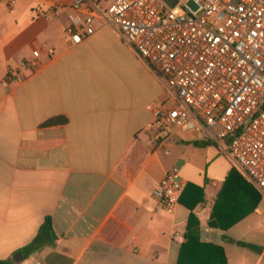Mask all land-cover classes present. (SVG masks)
Here are the masks:
<instances>
[{
	"label": "crops",
	"instance_id": "crops-1",
	"mask_svg": "<svg viewBox=\"0 0 264 264\" xmlns=\"http://www.w3.org/2000/svg\"><path fill=\"white\" fill-rule=\"evenodd\" d=\"M8 1L0 0V259L50 216L54 240L15 264H176L183 242L173 234L184 236L190 210L167 214L152 195L174 168L170 140L159 144L151 128L164 85L99 17L95 33L69 47L77 0ZM112 1L85 0L100 12ZM174 137L172 146L192 141ZM232 166L201 184L181 178L202 189L192 212L206 216L203 239L222 245L228 264H264V243L228 235L264 236V196Z\"/></svg>",
	"mask_w": 264,
	"mask_h": 264
},
{
	"label": "built area",
	"instance_id": "built-area-1",
	"mask_svg": "<svg viewBox=\"0 0 264 264\" xmlns=\"http://www.w3.org/2000/svg\"><path fill=\"white\" fill-rule=\"evenodd\" d=\"M74 8L82 14L69 17V47L93 35L99 17L164 85L165 99L151 106L159 144L200 135L264 196V0H113L103 12L77 0ZM183 188L174 167L152 195L173 214Z\"/></svg>",
	"mask_w": 264,
	"mask_h": 264
},
{
	"label": "trees",
	"instance_id": "trees-1",
	"mask_svg": "<svg viewBox=\"0 0 264 264\" xmlns=\"http://www.w3.org/2000/svg\"><path fill=\"white\" fill-rule=\"evenodd\" d=\"M57 119H51L46 124L54 123ZM239 171L236 166H232L230 173ZM202 189L192 183H187L180 196L179 204L184 205L190 210L185 230V241L181 243L176 264H228L226 254L222 245L212 240H205L202 237L200 222L193 214L192 210L201 201ZM208 227L225 231L228 227L217 226L212 219L208 221ZM54 232L50 216L44 218L37 235L26 246L14 252V254L6 259H0V264H15L26 255L37 249L43 243H49L54 240ZM223 241L235 242L237 245L246 247L254 251H260V248L254 244L233 241L227 236H221Z\"/></svg>",
	"mask_w": 264,
	"mask_h": 264
},
{
	"label": "rangeland",
	"instance_id": "rangeland-1",
	"mask_svg": "<svg viewBox=\"0 0 264 264\" xmlns=\"http://www.w3.org/2000/svg\"><path fill=\"white\" fill-rule=\"evenodd\" d=\"M190 5L193 7L192 3ZM181 134H185V137L192 141L172 146L171 143L176 138L174 137L166 144L172 152L168 160L179 169L180 175L196 184L203 183L204 178L221 179L232 165L230 159L221 154L213 143L204 140L200 135L190 132H181ZM206 221V216L200 218L203 230ZM228 235L236 238L241 237L245 241L264 243V236L261 234L249 233L242 236L238 228L230 230Z\"/></svg>",
	"mask_w": 264,
	"mask_h": 264
},
{
	"label": "water",
	"instance_id": "water-1",
	"mask_svg": "<svg viewBox=\"0 0 264 264\" xmlns=\"http://www.w3.org/2000/svg\"><path fill=\"white\" fill-rule=\"evenodd\" d=\"M170 6H174L177 0H165Z\"/></svg>",
	"mask_w": 264,
	"mask_h": 264
}]
</instances>
